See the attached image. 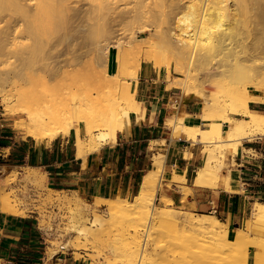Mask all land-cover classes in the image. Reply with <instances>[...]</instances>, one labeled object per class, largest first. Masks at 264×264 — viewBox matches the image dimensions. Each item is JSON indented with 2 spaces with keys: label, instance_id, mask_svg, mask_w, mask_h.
<instances>
[{
  "label": "bare ground",
  "instance_id": "bare-ground-1",
  "mask_svg": "<svg viewBox=\"0 0 264 264\" xmlns=\"http://www.w3.org/2000/svg\"><path fill=\"white\" fill-rule=\"evenodd\" d=\"M81 1L88 5L78 6ZM126 1L133 3L132 8L120 9L117 13L118 3L122 5ZM147 1L0 0V102L5 106L4 111L16 118L15 126L35 145L48 146L57 137L73 134L76 158L85 162L90 153H99L104 145H112L118 133L128 132L130 113L140 118V103L134 97L135 90L134 94L130 91V83L137 78L141 63H151L159 70L165 67L168 88L180 90V95L173 97L167 106L165 124L172 129L170 137L200 143L205 153L193 186L238 194L243 187L237 184L233 171L228 169L224 174L223 169L243 141L264 136V114L252 112L248 107L250 102H264L262 95H253L248 90L252 87L264 93V72L243 69L242 62L251 55L236 48L257 29V18L263 17L264 21V1ZM165 6L168 11L159 10ZM113 14H117L119 21ZM153 15L160 18L162 27L153 29L149 23L152 27L141 28L140 34H145L141 44L146 47L135 41L132 42L135 45L131 44L128 39L134 36L130 35L127 42L110 45L109 21L124 22L128 18L133 22L146 16L153 23L157 18ZM80 21L86 22L84 41L90 47L78 51L73 43L67 51L46 58L49 53L45 56L44 50L50 48L51 40ZM137 21L139 24L140 20ZM112 49L113 69L109 72ZM166 56L171 57V62L164 59ZM121 58L124 62L123 59L120 62ZM171 63L182 77H171ZM225 67L234 69L226 72ZM214 75L223 76L224 80L215 82L212 92L205 93L203 84L207 77ZM98 92L101 93L99 100L93 97ZM186 99L201 103L199 114L185 112ZM194 119H201L204 126L189 124ZM164 158L162 154L154 156L153 168L145 173L138 193L131 200L95 197L94 203L86 204L83 195L75 190L66 196L48 194L44 200L71 207L68 228L77 239H91L98 244L103 242V233L113 225L122 229L123 235L108 242L111 258L107 264L157 262L153 254L163 227L169 229L173 241L179 239L172 244L171 254L181 255L182 259H193L200 264L214 261L250 264L251 244L256 248V259L251 264H258L264 254V202L254 203L251 220L246 219L243 227L236 229L233 239L228 236V225L216 215L180 211L171 207L172 201L163 194L159 199L166 205L159 208L155 200L156 191L161 187ZM26 168L31 172L22 180L31 188L38 192H64L45 184L44 171ZM8 173L1 176L0 212L21 216V208L10 201L6 192L12 183V179L7 180ZM166 185L182 191L183 195L192 190L184 176L175 174ZM87 210L92 211V218L87 217ZM60 247L69 250L70 239ZM179 247L183 252H177ZM55 253L57 247L50 245L48 256Z\"/></svg>",
  "mask_w": 264,
  "mask_h": 264
},
{
  "label": "crops",
  "instance_id": "crops-1",
  "mask_svg": "<svg viewBox=\"0 0 264 264\" xmlns=\"http://www.w3.org/2000/svg\"><path fill=\"white\" fill-rule=\"evenodd\" d=\"M131 82L130 91L135 90L134 97L140 103V118L136 113H130L129 133H118L112 145H104L99 153H90L85 162L76 158L73 134L55 138L49 146H37L28 144L27 139L21 137L16 141L12 130L9 143L0 146V158L12 161L9 164L12 167L39 168L46 173L52 189L75 190L88 198L131 200L138 193L145 173L153 168L154 156L162 154L165 157L161 174L164 183L159 195H165L173 206L186 211H226L237 229L236 223L243 220L241 212L249 198L264 200V136L243 141L228 162L234 161L236 165L230 170L237 184L243 187L242 192L233 194L222 189L194 187L193 179L205 161L203 145L184 137L173 139L170 137L172 129L165 124L167 106L177 89H169L166 78L146 62L141 63L137 78ZM251 94L264 97V93ZM248 107L252 112L264 114V102H250ZM200 111L198 101L186 99L187 114L197 115ZM194 123L204 124L201 119H194L189 124ZM173 174L185 177L186 184L192 189L189 194L184 196L182 191L167 187ZM45 241L37 213L14 216L0 212V264H89L86 258L75 259L72 251L67 254L57 252L49 257Z\"/></svg>",
  "mask_w": 264,
  "mask_h": 264
},
{
  "label": "rangeland",
  "instance_id": "rangeland-1",
  "mask_svg": "<svg viewBox=\"0 0 264 264\" xmlns=\"http://www.w3.org/2000/svg\"><path fill=\"white\" fill-rule=\"evenodd\" d=\"M147 2H149V0ZM123 3L124 2H122V5L121 3H118L119 8L116 10L117 13L120 11H128L133 6V3L131 2V4H129L130 3L129 1H126L124 4ZM126 4H129V5L126 6ZM81 5H84L83 7L85 8V6H87L88 3L85 1H81L78 4V6H81ZM160 8L161 9L159 8L158 9L161 11H164V12L168 11V8H166V6L164 9L162 7ZM113 15L112 17L114 18ZM146 16L143 17V19L142 18L137 19L138 21L140 20L139 22L136 20L139 24H136V21L131 22L132 20L130 21L128 18H126L124 22H118L119 20L117 16L116 18L118 21L116 19H115L116 21L115 20L109 21L108 28L110 29V37H111V39L109 40L110 45L117 46L118 43H121L123 40L125 42L129 40L131 44H133L132 42L135 41L136 42V43L134 42L135 44H140L139 46L146 47V45L141 44L143 42L142 38L145 37V34H140L141 28L147 27V26L150 27L151 25L149 23L152 24L153 29H158L160 28V26L162 27V25L160 24V18H158V16L153 15V17L155 16V18L156 17L158 18V19L157 18L154 19L152 17L154 19V22H153L154 24L152 23L150 19L151 15H150V18H147L149 17V15L147 17ZM146 19H148L147 21L149 22H147ZM256 22H257V29L254 32L249 33L248 36H246L243 40H241L236 49L242 48L244 51H246L247 53L251 55L247 60H244L242 62L243 69L245 68L249 72L250 71L251 72H256V71L264 72V21H263V17L257 18ZM156 23L157 24L159 23L157 25L159 27L155 26ZM134 24H136L135 27H134ZM136 28L137 30H135ZM86 29H87L86 22L80 21L79 23L75 22L72 26L65 29L64 31H60L57 37H55L59 39L55 40V38H53L54 40L53 41L51 40V42L48 44V47L50 48H46L44 50L45 56L49 53L46 56V58L53 57L50 54L56 55L57 53H62V52L67 51L68 49L71 48V45L73 43H76L75 47L79 48L78 51L89 48L90 46L84 41ZM133 29H134V33L132 32ZM129 35L131 37L134 36V38L133 39L129 38ZM137 41L138 42L140 41V42L138 43ZM53 43L54 45L52 47ZM105 43L106 42H102L101 44H105ZM113 58H114V50L112 49L110 53V62H109V69H108L109 72H111L113 69ZM122 59L123 58H121L120 62L122 61ZM164 59L167 62H171L170 56H166ZM123 62H124V59H123ZM99 68L101 69L102 67H98V69ZM155 69L160 73L161 76L166 78L167 68L163 67L161 70H159L158 68H155ZM233 69L234 67H225L224 71L228 72ZM170 74L172 78L182 77L175 70L174 63H171L170 65ZM207 78H206L207 81L205 82L206 85L203 84L205 93L212 92L213 85L215 84V82L224 80L223 79L224 77L220 75H214L213 77L210 76ZM248 90L250 93L257 92L252 87H248ZM179 94H180V90H176V93L174 96L178 97ZM96 96L98 97V100H99L101 93L100 95H99V92L97 94L94 93L93 97L96 98ZM199 106L201 109L202 105L200 102H199ZM4 108L5 106H3L0 102V119H1L0 123L3 124V126L1 127L6 128V129H11L12 131H14L13 133L16 136V141L19 140L21 137L22 139H27L28 144L30 145L35 144L32 139L25 136L23 130L15 126L16 118L12 117L11 115L6 114L4 111ZM229 115H232V114L229 113ZM223 129L224 130L227 129V125H223ZM80 134L81 135L83 134L82 126L80 127ZM58 138H65V137H57V139ZM10 163H13V162L12 161L0 162V182H1V176L3 174L6 175L8 172H10L8 173L10 177H8L7 180L12 179L11 180L12 183L10 186L6 188V192H8L9 199L16 207L21 208V211H22L21 216H26L28 213L32 211L38 214L39 226L40 228L43 229L45 233V238H46L45 246H46L47 252H48V247L50 245H54V247H57V252L67 254L69 251H72L74 258L77 260L86 258L89 261V264H107V259L111 258L108 242L116 238H119L120 235H123L124 232H122V229H120L119 226L117 225H113L110 229H108V231L103 233L102 238H101L103 242L98 243V244H94L91 239L85 240L81 237L79 239L75 238V234L68 228L69 218L71 215L70 213L71 207H68L63 204H59L57 202H50V201L44 200L45 195L47 196L48 194H55V195H61V196L70 195L72 194L70 193V190L64 191L61 193H54V192H50L47 190L43 192H38L34 188H31L30 186H28L27 183H24V181L22 180L23 176L26 173L31 172V171L28 170L26 167H12L9 165ZM234 164H235L234 161H231L230 164L227 163L226 169H223V172H227L228 169L234 168L236 166ZM1 167H4L5 171H2ZM162 181L160 182L161 187H158L156 191L155 204L159 208L164 207V205H166L165 202L163 203L161 198L159 199L161 195V194L159 195V193H161L163 189L164 182L162 183ZM45 184L49 186L47 178H46ZM167 187H173V186L167 185ZM83 200L86 204L94 203L93 198H88V197L83 196ZM259 201L260 200L258 198H253V197L249 198V203H247V205L243 209V212H241L240 218H243V220L241 219L242 221L240 220L239 223H236L239 227H243L245 220L250 219V212L252 211L254 207V203L259 202ZM171 207L178 209L180 211H186V210H182L181 208L175 207L173 205H171ZM188 212H191L193 214L201 213V214L216 215L218 218H220L223 222H225L228 225V231H229L228 236L230 239H233L235 235V231H236L234 227L236 225L232 224L231 218L229 214H227L226 211H215L214 209H212L210 212H193V211H188ZM86 215L88 218H92L93 213L91 210H87ZM228 222H230V224ZM161 232H162V236L160 237V242L158 243V246L153 254V255H156L155 257L158 258V260L157 262H152V264H200L198 262H195L193 259H182L181 255L178 256V254H175V253L172 255L171 254L172 244L177 243L179 239L177 240V238H175V241L177 242L173 241L174 238L170 236L169 229L167 227H163L161 229ZM68 239H70V242H71L70 249L69 250L61 249L60 245ZM180 250L182 251V249H180L179 247V251L177 250V252L181 253ZM255 250L256 248L250 244L249 251H248V262L250 264L253 263L256 259ZM238 253L241 254V252H238ZM240 254L239 256H237L238 258H240L241 256ZM258 262H259L258 264H264L263 263L264 254L260 256V258L258 259ZM220 263H221L220 261H214L211 264H220Z\"/></svg>",
  "mask_w": 264,
  "mask_h": 264
},
{
  "label": "trees",
  "instance_id": "trees-1",
  "mask_svg": "<svg viewBox=\"0 0 264 264\" xmlns=\"http://www.w3.org/2000/svg\"><path fill=\"white\" fill-rule=\"evenodd\" d=\"M11 137H12L11 129L0 127V146L7 145ZM0 162H4V161L0 158ZM259 202H264V200H260Z\"/></svg>",
  "mask_w": 264,
  "mask_h": 264
}]
</instances>
